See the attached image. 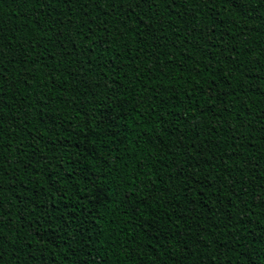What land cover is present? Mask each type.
Masks as SVG:
<instances>
[{
	"label": "trees",
	"instance_id": "obj_1",
	"mask_svg": "<svg viewBox=\"0 0 264 264\" xmlns=\"http://www.w3.org/2000/svg\"><path fill=\"white\" fill-rule=\"evenodd\" d=\"M0 264H264V0H0Z\"/></svg>",
	"mask_w": 264,
	"mask_h": 264
}]
</instances>
